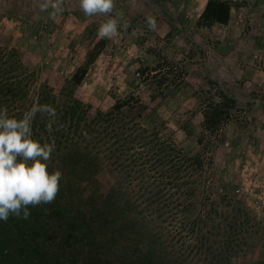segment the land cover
Instances as JSON below:
<instances>
[{"label":"rangeland","instance_id":"1","mask_svg":"<svg viewBox=\"0 0 264 264\" xmlns=\"http://www.w3.org/2000/svg\"><path fill=\"white\" fill-rule=\"evenodd\" d=\"M205 1L115 0L110 16L119 21L120 35L102 39L97 29L109 17L85 16L78 0H64L55 17L51 8L41 10L42 0H0V48L18 52L32 75L26 88L32 99L44 83L58 93L80 66L86 73L72 94L94 109L105 110L128 94L146 106H152L151 96L163 98L157 113L166 133L178 149L203 160V231L226 220L242 226L239 245L224 253L222 264H264V0H224L227 24L208 28L196 25ZM219 92L235 107L218 131L203 138L202 108L218 102ZM146 214L145 231L163 243L176 241L172 225ZM206 232L220 243L219 231ZM177 248L167 249L170 256Z\"/></svg>","mask_w":264,"mask_h":264},{"label":"trees","instance_id":"2","mask_svg":"<svg viewBox=\"0 0 264 264\" xmlns=\"http://www.w3.org/2000/svg\"><path fill=\"white\" fill-rule=\"evenodd\" d=\"M229 15L226 1L206 0L196 25L224 26ZM85 73V66L77 67L56 94L44 83L32 99L26 89L32 75L18 52L0 48V107L18 119L33 104L56 109L53 129L62 125L59 131L49 133L39 114L32 129L34 139L55 141L49 171L63 174L53 202L30 207L27 219L0 220V264H222L224 253L237 247L242 226L226 220L203 231V160L178 149L166 133L157 113L163 98L151 96L152 106H146L128 94L105 110L94 109L72 94ZM216 97L202 108L203 138L218 131L235 107L232 98ZM210 202L218 209L216 200ZM133 212L142 214L140 221ZM143 212L150 221L161 217L172 225L170 239L176 241L165 244L146 232ZM212 229L220 243L204 236Z\"/></svg>","mask_w":264,"mask_h":264},{"label":"clouds","instance_id":"3","mask_svg":"<svg viewBox=\"0 0 264 264\" xmlns=\"http://www.w3.org/2000/svg\"><path fill=\"white\" fill-rule=\"evenodd\" d=\"M64 0H42L41 10L52 9L55 17L62 11ZM85 16H108L98 29L100 38L112 39L120 35L119 21L110 14L115 0H78ZM119 16L120 14L117 13ZM150 30L156 29V21L149 17ZM47 118L46 130L59 131L56 109L48 104H33L21 118L9 116L7 107H0V220L7 221L10 215L27 219L29 208L55 200L60 190L62 172L49 171L55 141L41 142L33 138L32 124L37 115Z\"/></svg>","mask_w":264,"mask_h":264}]
</instances>
